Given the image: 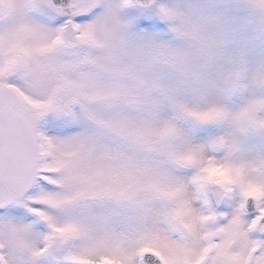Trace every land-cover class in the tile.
Listing matches in <instances>:
<instances>
[{"label":"snow or ice","instance_id":"1","mask_svg":"<svg viewBox=\"0 0 264 264\" xmlns=\"http://www.w3.org/2000/svg\"><path fill=\"white\" fill-rule=\"evenodd\" d=\"M235 21L264 0H0V264H264V72L184 43Z\"/></svg>","mask_w":264,"mask_h":264},{"label":"clouds","instance_id":"2","mask_svg":"<svg viewBox=\"0 0 264 264\" xmlns=\"http://www.w3.org/2000/svg\"><path fill=\"white\" fill-rule=\"evenodd\" d=\"M205 31L209 35L204 39L184 37V43L215 56L207 70L220 86L235 77L251 80L257 72H264V37L255 36L249 24L227 22Z\"/></svg>","mask_w":264,"mask_h":264},{"label":"rangeland","instance_id":"3","mask_svg":"<svg viewBox=\"0 0 264 264\" xmlns=\"http://www.w3.org/2000/svg\"><path fill=\"white\" fill-rule=\"evenodd\" d=\"M121 17L125 20H131L140 17L138 8L135 5L126 6L121 9ZM130 30L135 31V24L130 25Z\"/></svg>","mask_w":264,"mask_h":264}]
</instances>
